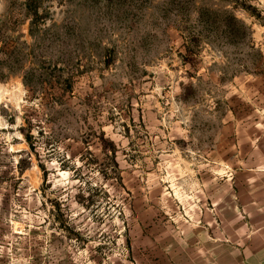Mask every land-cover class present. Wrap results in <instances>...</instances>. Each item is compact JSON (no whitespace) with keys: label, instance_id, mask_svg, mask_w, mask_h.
Instances as JSON below:
<instances>
[{"label":"rangeland","instance_id":"374dc122","mask_svg":"<svg viewBox=\"0 0 264 264\" xmlns=\"http://www.w3.org/2000/svg\"><path fill=\"white\" fill-rule=\"evenodd\" d=\"M261 152L264 0H0V264H150Z\"/></svg>","mask_w":264,"mask_h":264},{"label":"crops","instance_id":"0c3cea01","mask_svg":"<svg viewBox=\"0 0 264 264\" xmlns=\"http://www.w3.org/2000/svg\"><path fill=\"white\" fill-rule=\"evenodd\" d=\"M249 155L246 168H230L225 190L216 167L207 197L199 179L192 185L188 217L153 223L142 239L150 264H264V152Z\"/></svg>","mask_w":264,"mask_h":264}]
</instances>
